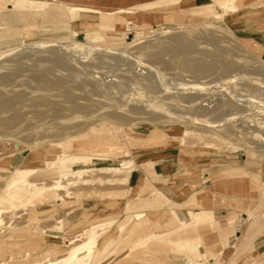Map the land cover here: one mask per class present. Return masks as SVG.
<instances>
[{"label":"rangeland","instance_id":"rangeland-1","mask_svg":"<svg viewBox=\"0 0 264 264\" xmlns=\"http://www.w3.org/2000/svg\"><path fill=\"white\" fill-rule=\"evenodd\" d=\"M8 1L0 264H227L264 235V0Z\"/></svg>","mask_w":264,"mask_h":264},{"label":"crops","instance_id":"crops-1","mask_svg":"<svg viewBox=\"0 0 264 264\" xmlns=\"http://www.w3.org/2000/svg\"><path fill=\"white\" fill-rule=\"evenodd\" d=\"M19 1H24V0H19ZM69 1L63 0V2H65L66 4H70L72 6H75V5L76 6H84V5H82V2H80V3H77V2L68 3ZM87 1H89V0H87ZM32 2H34L33 5H36L37 3H40V0H33ZM203 2H204L203 0H195L196 6H201L202 4H204ZM218 2H219L218 0H213L212 1V4L214 5V7L216 9H219L218 8V5H217ZM225 3L227 4V6H229L228 5V3H229L228 0H225ZM239 3H240V7H241V5H243L245 3V0H239ZM47 4L49 5V3L46 1V5ZM8 9L9 10H15V11H20V10H23V9H25V10H33L34 13L37 12V13H39L41 15H44L45 17L61 16L62 15V13H59L60 14L59 15L58 12H54V10H52V7H50L49 10L51 12L53 11V13H50L51 15L49 14L50 16H48V13L46 12L47 11L46 10V6H43V9H38V8H34V9H32V8H23V9L11 8L10 9V7H8ZM76 9H80V8H76ZM94 9L97 10L98 9V6L94 7ZM55 13H56V15H55ZM74 13H76L75 10H74L73 13L69 12V14L71 16V19H75L76 20V18L78 16L75 15ZM125 13H128V12H125ZM76 26L80 27L78 24H76ZM78 31H83V30H78ZM84 34H85V31H84ZM247 41L251 42L250 40H247ZM263 55H264V52H262V56ZM155 169H157V168H155ZM238 169L239 168H236L235 170H238ZM239 170H241V169H239ZM157 171H158V169H157ZM141 175H143V177L140 176V180H139L138 186L140 184H143V182L145 180L148 181L147 176H146V173L143 172V174H141ZM174 191H175V197H174L173 200H171V199H169L167 197L165 199H166L167 203H170V204H173V205H177L178 204L177 201L181 197V195L179 194L180 193V190H178L177 188H175ZM158 194L159 195H162L163 197H165V195L162 192H160V191L158 192ZM195 212L196 211H193L192 213H195ZM214 212L216 214L219 213L218 211H214ZM199 213H203V212L200 211ZM216 214H214V215H216ZM219 239H218V241L221 240V239L220 240ZM228 241L231 243V246L229 248L232 249V250L230 251V253L228 255L227 264H254V262H255V264H257L258 263L257 262L258 260L263 259V256H264V235L258 234L257 237H255V238H253L251 240H248V241L245 240L244 238H242L241 235H238V236L236 235V237H235L234 240L231 237H229V240ZM209 260H211V259H209Z\"/></svg>","mask_w":264,"mask_h":264},{"label":"bare ground","instance_id":"bare-ground-1","mask_svg":"<svg viewBox=\"0 0 264 264\" xmlns=\"http://www.w3.org/2000/svg\"><path fill=\"white\" fill-rule=\"evenodd\" d=\"M0 3H1V5L3 4L4 5V3H7V0H0ZM8 7H10V9L11 8H18V9H23V8H25V6H27V7H29V8H33V3L34 2H31V1H16V0H10V1H8ZM62 3L63 4H65V5H67V7H68V5H69V12H71V13H73L74 12V9H75V7L76 8H80V9H85V7L84 6H72V5H70V4H66L65 2H63V0H62ZM10 5V6H9ZM41 5H43V6H46V10H49L50 9V7H49V5L47 4L46 5V3H43V4H41ZM40 5V6H41ZM0 9H2V8H0ZM52 10H54V12H58V14L59 13H61V10L60 9H54V8H52ZM94 10V9H93ZM44 11V10H43ZM53 12V11H52ZM123 12H129V11H124V10H118V11H116V13H123ZM57 14V15H58ZM55 15H56V13H55ZM60 15V14H59ZM50 26V25H49ZM66 43L67 44H65V43H63V47L65 46L66 47V45L68 46V44H69V42H67L66 41ZM35 43H32V45H34ZM31 44H29V46H30ZM36 45V44H35ZM52 46H54V45H52ZM28 47V46H27ZM55 47V46H54ZM19 50V49H18ZM7 77V76H6ZM236 81V80H235ZM263 86V85H262ZM92 89V88H91ZM95 90V89H94ZM147 101H149V100H147ZM75 102V101H74ZM142 102V101H141ZM238 104V103H237ZM249 104V103H248ZM256 104V103H255ZM254 104V105H255ZM262 105V104H261ZM264 106V105H263ZM249 107V106H248ZM254 107V106H253ZM256 107V106H255ZM254 107V108H255ZM244 108V107H243ZM245 109V108H244ZM249 109V108H248ZM87 110V109H86ZM150 110V109H149ZM239 110H241L240 108H239ZM257 110V109H256ZM32 111H34V110H32ZM252 111H254L253 109H252ZM35 112V111H34ZM28 114V113H27ZM256 114H258V113H256ZM157 116V115H156ZM159 117V116H158ZM157 117V118H158ZM262 118V117H261ZM257 119V118H256ZM152 119H150V121H151ZM257 120H259V117H258V119ZM105 123V122H104ZM15 193H10V196H13ZM140 219V218H139ZM139 219H136V220H139ZM124 230H125V228H124ZM125 232V231H124ZM94 233V232H93ZM92 233V234H93ZM123 233V232H122ZM92 234H89V235H92ZM87 235V234H86ZM221 236V235H220ZM84 238V237H83ZM224 241H225V238H222V236H221V240H220V242H221V244H224ZM26 244V243H25ZM71 244V243H70ZM107 244V243H106ZM66 246H68V245H66ZM86 250V249H85ZM88 251V250H87ZM55 252V251H54ZM83 252V251H82ZM82 252H78V253H82ZM13 253V252H12ZM25 253V252H24ZM27 254V253H26ZM10 255V254H9ZM24 255V254H23ZM23 255H22V257H23ZM81 256H82V254H80ZM26 256V255H25ZM21 257V258H22ZM76 258V257H75ZM47 259V258H46ZM48 260V259H47ZM46 260V261H47ZM95 259H93V261H94ZM54 262H55V260H54ZM40 263H42V262H40ZM56 264V263H55ZM64 264H84V262H79V263H73V262H67V263H64Z\"/></svg>","mask_w":264,"mask_h":264}]
</instances>
